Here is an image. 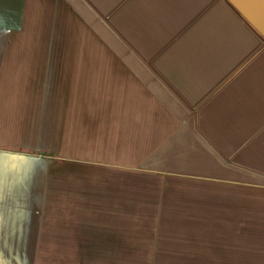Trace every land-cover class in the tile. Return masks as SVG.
<instances>
[{
	"label": "crops",
	"instance_id": "crops-1",
	"mask_svg": "<svg viewBox=\"0 0 264 264\" xmlns=\"http://www.w3.org/2000/svg\"><path fill=\"white\" fill-rule=\"evenodd\" d=\"M242 13L0 0V264H264V33Z\"/></svg>",
	"mask_w": 264,
	"mask_h": 264
},
{
	"label": "water",
	"instance_id": "water-1",
	"mask_svg": "<svg viewBox=\"0 0 264 264\" xmlns=\"http://www.w3.org/2000/svg\"><path fill=\"white\" fill-rule=\"evenodd\" d=\"M245 19L264 33V0H234Z\"/></svg>",
	"mask_w": 264,
	"mask_h": 264
},
{
	"label": "rangeland",
	"instance_id": "rangeland-1",
	"mask_svg": "<svg viewBox=\"0 0 264 264\" xmlns=\"http://www.w3.org/2000/svg\"><path fill=\"white\" fill-rule=\"evenodd\" d=\"M86 52H92L91 48L86 46Z\"/></svg>",
	"mask_w": 264,
	"mask_h": 264
}]
</instances>
